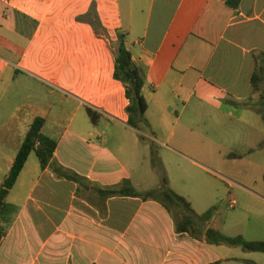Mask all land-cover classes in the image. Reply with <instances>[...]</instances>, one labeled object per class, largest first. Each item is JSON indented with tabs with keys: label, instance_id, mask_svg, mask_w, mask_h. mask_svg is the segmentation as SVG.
Listing matches in <instances>:
<instances>
[{
	"label": "crops",
	"instance_id": "obj_1",
	"mask_svg": "<svg viewBox=\"0 0 264 264\" xmlns=\"http://www.w3.org/2000/svg\"><path fill=\"white\" fill-rule=\"evenodd\" d=\"M226 1L0 0V136L15 148L11 155L0 149V169L9 171L40 117L42 133L57 141L54 160L82 178L39 166L25 198L9 202L28 156L6 197L18 212L0 243V264H264L252 252L231 256L236 247L177 233L157 201L97 192L124 180L139 191L161 186L146 187L157 178L147 134L256 137L242 141L241 152L264 148V0H240L236 8ZM88 13L106 36L78 19ZM117 32L144 80L149 132L127 125L124 83L113 75ZM87 107L99 116L95 123ZM186 110L190 122L182 125ZM248 193L243 209L258 206L257 217L235 226L245 239L264 241V195Z\"/></svg>",
	"mask_w": 264,
	"mask_h": 264
},
{
	"label": "rangeland",
	"instance_id": "obj_2",
	"mask_svg": "<svg viewBox=\"0 0 264 264\" xmlns=\"http://www.w3.org/2000/svg\"><path fill=\"white\" fill-rule=\"evenodd\" d=\"M190 115L191 111L186 110L181 121L182 125H187L190 122ZM147 125L148 120L146 119L141 127L145 126V130L149 132ZM147 135L142 138L145 140V146H148V164L150 170L156 172L157 178L155 181L149 182V186L146 187L156 186L161 181L158 176L161 178L163 173L168 179V187L185 197L197 214H202L208 208L215 207L214 216L208 226L218 229L224 234H239L238 231L242 230L235 226L237 221L249 218L252 222L256 219L260 209L258 206L252 208L255 213L246 212L243 207L248 204V192L252 191L264 195V148L258 149L250 155L243 154L241 151L244 148L242 141L255 143L253 141L258 138H234V136L203 138L187 132H179L168 139L157 135ZM162 141L167 143L168 147L162 144ZM5 142H8L9 146H4ZM219 143H222V146L218 147L217 144ZM150 145L155 148L161 166L160 171L152 163ZM0 149L6 150V155H11L15 149L11 138L0 136ZM230 153L245 155L246 159L233 161L226 158ZM7 172L5 167L0 169V181ZM39 172L38 160L32 152L7 201H20V199L25 198L28 192L26 183H32ZM78 193L83 194L84 192L78 190ZM33 194L34 196L38 194L37 189ZM65 198L64 195L59 196L60 200ZM230 198L236 199V207L229 208ZM231 250L234 251L228 255L243 254L239 247ZM145 251L147 252L146 249ZM248 254L252 259L260 257L262 259L259 261H264L263 253L252 252Z\"/></svg>",
	"mask_w": 264,
	"mask_h": 264
},
{
	"label": "trees",
	"instance_id": "obj_3",
	"mask_svg": "<svg viewBox=\"0 0 264 264\" xmlns=\"http://www.w3.org/2000/svg\"><path fill=\"white\" fill-rule=\"evenodd\" d=\"M239 2L240 0L226 1V3L233 8H236ZM78 19L89 21L99 34L106 36L105 31L94 15L91 17L88 13V15L79 16ZM113 75L115 79L124 83L125 96L128 99V105L126 106V113L128 114L127 125L134 129H140L142 124L146 121L144 113L147 109V103L142 95L144 80L139 68L132 61L129 50L125 47V34L122 32H117ZM252 86L254 90L257 89L255 82ZM259 110L264 120V109L259 108ZM86 111L90 121L95 123L99 116L89 107L86 108ZM43 125V118L37 117L32 121L17 150L7 175L0 183V243L6 236L13 217L18 212V207L15 204L7 202L6 197L9 190L15 184L30 153L33 152L35 154L41 170L49 167L57 177L75 182H82L80 176L64 169L54 160V151L57 146V141L42 133ZM260 146H264V140L261 142ZM150 155L153 165L160 171V162L155 148L152 145H150ZM167 184L168 179L162 173L160 187L139 191L131 185L128 180H124L117 189H97V192L104 198L122 196L137 197L143 201H157L174 219L175 231L177 233H188L194 237L203 235L205 242L210 245L239 247L244 252H258L264 254L263 240H247L241 234L226 235L218 229L212 227L206 228V224L214 216L215 207H210L202 214H197L191 207L189 201L169 188ZM246 263L256 264L249 260H246ZM211 264H219V261H215Z\"/></svg>",
	"mask_w": 264,
	"mask_h": 264
},
{
	"label": "built area",
	"instance_id": "obj_4",
	"mask_svg": "<svg viewBox=\"0 0 264 264\" xmlns=\"http://www.w3.org/2000/svg\"><path fill=\"white\" fill-rule=\"evenodd\" d=\"M236 205H237V201H236V199H234V198H230V199H229V202H228V206H229V208H234V207H236Z\"/></svg>",
	"mask_w": 264,
	"mask_h": 264
}]
</instances>
